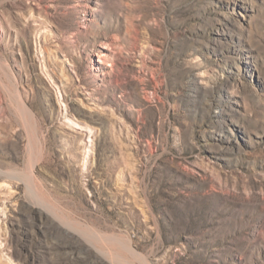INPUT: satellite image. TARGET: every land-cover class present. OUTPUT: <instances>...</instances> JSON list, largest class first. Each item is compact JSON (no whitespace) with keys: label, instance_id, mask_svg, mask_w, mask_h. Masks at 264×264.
<instances>
[{"label":"rangeland","instance_id":"1","mask_svg":"<svg viewBox=\"0 0 264 264\" xmlns=\"http://www.w3.org/2000/svg\"><path fill=\"white\" fill-rule=\"evenodd\" d=\"M0 264H264V0H0Z\"/></svg>","mask_w":264,"mask_h":264}]
</instances>
